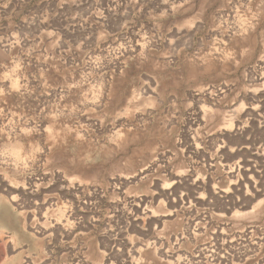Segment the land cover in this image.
<instances>
[{"label": "rangeland", "instance_id": "374dc122", "mask_svg": "<svg viewBox=\"0 0 264 264\" xmlns=\"http://www.w3.org/2000/svg\"><path fill=\"white\" fill-rule=\"evenodd\" d=\"M0 264H264V0H0Z\"/></svg>", "mask_w": 264, "mask_h": 264}, {"label": "bare ground", "instance_id": "6f19581e", "mask_svg": "<svg viewBox=\"0 0 264 264\" xmlns=\"http://www.w3.org/2000/svg\"><path fill=\"white\" fill-rule=\"evenodd\" d=\"M14 148H16V147H14ZM18 159V158H17ZM19 159H21V158H19ZM2 186H4V184L2 185ZM3 192V191H2ZM28 193V192H27ZM32 193V192H31ZM4 194L6 195V196H8L9 197V195L11 194L10 192H9V189H8V187H4ZM12 195V194H11ZM30 195V194H29ZM15 197V196H14ZM14 197L13 196H11V197H9V199L11 200V202L12 201H15L14 200ZM20 206H21V203H20ZM21 208H23V207H21ZM45 217V216H44ZM40 222V221H39ZM54 223V222H53ZM50 223H48V225H49ZM37 225V224H36ZM54 226H55V224H53ZM43 225H37L36 227H34V228H36L39 232H41V234H45L46 232H47V230L46 229H42L43 227H45V226H43ZM49 226H52V225H49ZM48 226V227H49ZM48 227H46V228H48ZM48 231H49V229H48ZM164 255V254H163Z\"/></svg>", "mask_w": 264, "mask_h": 264}]
</instances>
